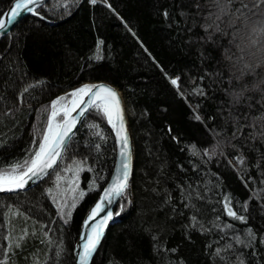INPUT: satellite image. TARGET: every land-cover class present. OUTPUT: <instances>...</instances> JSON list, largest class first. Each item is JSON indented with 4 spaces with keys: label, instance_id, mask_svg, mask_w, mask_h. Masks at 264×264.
I'll return each instance as SVG.
<instances>
[{
    "label": "trees",
    "instance_id": "trees-1",
    "mask_svg": "<svg viewBox=\"0 0 264 264\" xmlns=\"http://www.w3.org/2000/svg\"><path fill=\"white\" fill-rule=\"evenodd\" d=\"M54 2L55 0H48L47 3L51 6ZM112 3L138 30L165 68L182 77L181 87L187 93L186 98L180 97L174 86L166 82L161 69L147 61L141 48L118 19L107 10L101 12L100 5L92 6L85 0L81 7L72 10L70 17L64 16L59 8L50 13L43 9L51 17L49 20L27 16L26 23L19 22L0 41V52L11 49L7 57L0 59V98L7 97L0 99V116L3 117L0 118V142H4L6 138V147L0 151V159L20 157L30 147L32 125L37 124L39 132L46 124L47 113L38 117L37 110L41 105L49 103L48 98L53 93L60 94L61 91L97 79L106 81L121 90L126 105L135 147L131 190L133 202L125 205V211L117 216L118 221L108 229L99 253L94 257V264H180L179 257H183L187 264H220L211 252L215 247H222L231 241L233 234L224 230L222 225L220 229L214 228L217 215L220 216V221L234 223L237 230L253 227L257 230L258 239L260 229L264 228V174L261 172L264 169V141H252L245 146L244 168L255 178L252 181H247L246 177L242 181L222 157L218 158L221 163L213 162L202 166V171L192 169L190 163L193 160L197 163L200 161L186 148L192 143L201 147L214 146L193 112L207 109L214 113L218 101L230 99L226 93L221 95L223 89L236 87L241 83L233 80L229 84L226 79L239 75L240 65L230 57L239 56L240 47H243L249 53L245 59L250 63L255 64L257 60L264 59V36L251 33L252 23L241 22L234 26L237 34L234 38L231 35L233 27L228 25V18L225 17L222 25L228 35H216V43L211 44L207 53L211 59L202 63L197 47L189 49L186 45L190 35L202 34L203 30L199 25L204 19H208L209 23L215 19L214 15H209L216 12L213 7L215 0H112ZM195 3L200 5V9L193 13L191 9ZM9 5V0H0V9L6 10ZM164 8L169 9L171 20L163 17ZM181 8L185 10L184 17L179 15ZM98 14L103 18L93 24L92 18ZM33 20L39 21L35 30H32ZM252 20L255 22L254 17ZM186 28H193V32H186ZM21 31L24 32L23 40L13 43ZM101 39L104 44L101 45L99 55L103 59L96 60L92 53L96 51V44ZM97 65H103L105 71L94 72L92 67ZM205 67L209 73L214 74L212 78L216 80L215 85L207 79ZM201 75L206 76V81L198 80ZM261 77H264V64H261L256 73H246L244 82L254 83ZM33 80L44 82L43 92L37 86L36 90L29 93L34 99L21 103L14 93ZM201 83L206 90L215 94L216 99L203 100L198 93L193 94L189 90L190 86L195 87ZM250 95H254L255 100L259 101L258 92ZM13 99L19 107H16L14 114H9L7 107H15L11 103ZM200 114L203 115L204 112ZM98 115L93 111L85 125L79 126L80 131L73 138L76 148L71 150L72 155L76 160L82 159L92 167L81 168L78 186L87 191L82 199L77 198V206L64 235H60L56 226L49 223L48 227L53 229L49 234L52 243H47L48 236L44 234L42 221L53 220L56 208L51 199L44 198L42 192L46 187L56 184L53 175L61 172L65 161L76 167V162L68 156L61 161L60 168L55 169L51 176H47L35 187L16 194L0 195V264H8L3 256L9 232L14 245L18 240L22 241L20 247H15L8 254L10 264H48V259L55 255L54 249L60 240L69 249L66 264H72L71 247L78 237L83 217L104 186L103 180L95 182L101 188H96L95 184L90 185V181L97 175L108 179L114 164L115 144L111 125L105 118L98 121L99 129L107 136V140L101 145L103 154L97 157L94 149L83 144L84 139L96 141V135H90V132L97 130L88 129L86 125L96 120ZM166 124L172 125L171 133ZM176 136L181 139H174ZM232 151L229 149L230 153ZM232 163L240 167L237 161L233 160ZM97 168L100 169L99 173ZM216 172L220 173L224 182L222 186L212 188L210 182L216 179L213 175ZM197 179L201 181V191L204 187L212 188L210 195L202 191L207 199L199 204L200 223L211 229L207 233L200 232L198 228H188L191 214L183 209L187 198L185 201L180 199L178 185L184 184L187 187L190 180ZM153 188L170 191L174 203L160 207V199L157 197L159 195L163 198L164 193L157 194L151 191ZM253 191L258 195L249 200L250 217L247 224L221 212L226 193H231L236 200L242 201L248 199ZM60 195L62 194L57 190V200ZM38 204H42L47 212L41 210ZM12 206L19 207L20 212L17 213ZM235 207L239 209L240 205L235 204ZM172 208L177 209L175 214L171 211ZM24 213H28V216ZM59 223L57 218L56 225ZM25 230L29 234L22 236ZM160 245H166L168 249L178 248V252H166ZM240 251L251 260V264H264V243H257L254 250L245 247Z\"/></svg>",
    "mask_w": 264,
    "mask_h": 264
},
{
    "label": "snow or ice",
    "instance_id": "snow-or-ice-1",
    "mask_svg": "<svg viewBox=\"0 0 264 264\" xmlns=\"http://www.w3.org/2000/svg\"><path fill=\"white\" fill-rule=\"evenodd\" d=\"M85 0H55L53 5L49 6L47 0H9L10 7L7 10L0 9V29L8 28L9 24L20 21L26 23L24 13L27 12L30 15L43 19L49 20L51 17L45 14L43 9H47L50 13L55 11L57 8L62 9L64 16H71L73 9H78L82 6ZM86 2L92 6H101V12L107 10L111 15H114L123 27L131 34L133 40L141 48L143 55L147 58L153 66L158 67L162 70L166 82H170L171 86H174V90L177 94L186 98L187 93L181 87L182 77L175 73H170L165 66L158 60L153 50L146 43L145 39L141 37L138 30L127 20L116 6L112 3V0H86ZM213 7L216 9L215 13L209 15L215 16V19L209 23L208 19H204L203 23L199 25V28L203 30L201 33H194L189 36V43L186 45L189 49L193 46L197 47L198 54L201 62L210 60L207 56L208 49L211 44L216 43V35H228L225 28L222 25L223 18H228V25L233 27L231 35L236 37L235 25L241 22L252 23L251 33L256 35L264 34V0H215ZM200 5L194 4L191 11L194 13L199 11ZM60 14V13H58ZM163 17L171 20L170 11L168 8L162 10ZM180 16H185V10L181 8ZM255 18L253 22L252 18ZM101 15L94 16L92 23L96 24L98 20H102ZM33 29L35 30L36 25L39 23L38 20H33ZM193 27H196L195 25ZM186 32L192 33L193 28H186ZM250 33V34H251ZM24 32L21 31L18 36L15 37L13 43L16 40H23ZM168 39V37H165ZM259 43V41H257ZM104 41L101 39L96 44V51L92 53V57L96 60H102L103 57L99 55L101 51V45ZM264 48V45H262ZM11 49L0 52V59L5 58L10 53ZM249 53L240 47V55L230 57L234 59L240 65L239 75H233L226 77L229 84L233 80L241 81L236 87L223 89L221 95L227 94L230 99L226 101H218V107L215 112H209L207 109H198L193 112L195 119L204 126L205 133L210 137V142L214 144L212 147H201L196 143H192L186 150L191 152V155L199 159V163L193 160L190 163V167L197 171H202V166H207L213 162L219 164L221 159L225 158L227 165H230V170L234 171L242 181H252L255 178L248 173L245 168L246 156L245 146L250 145L252 141L261 140L264 141V77H261L254 83L244 82V76L246 73H256L257 69L264 64V59L257 60L255 64L250 63L245 59ZM92 67V66H90ZM219 67V62H217ZM235 67V66H234ZM92 70L97 73H103L105 71L103 65H97L92 67ZM204 72L207 74V79L211 80L212 84H216V80L213 79V73H209L207 67L204 68ZM223 76V74H220ZM23 79V77H21ZM201 82L206 81V76L201 75L198 77ZM43 83L40 80H33L31 84H25L14 96H18L21 103H27L28 99H34L29 95L30 91H34L39 86V91L43 92ZM7 85L8 82L6 81ZM189 90L193 94L198 93L200 98L203 100L216 99L214 93L206 90L204 84H196L195 87L190 86ZM217 91H220L217 89ZM259 93V101L255 100L254 95L250 93ZM27 97V99H26ZM0 99H7L3 97ZM49 103L41 105L40 109L37 110V115H46V124L38 132L37 124H33V136L30 141V147L20 157L13 156L11 159L5 157L0 159V190L2 191H19L26 190L28 186L34 180H41L46 176H51L55 169L60 168V163L65 156H68L70 160L76 162L75 171L79 172L81 168H91L92 165L85 164L83 160H76V157L72 155V149L76 148L73 143V138L76 133L80 131L78 125H85L89 116L92 115L93 111L99 113L96 120L91 121L86 126L88 129H96L95 132H90V135H96V141L84 139L83 144L88 145L89 149H94L97 157L103 154L102 143L107 140V136L99 129V119L105 118L107 123L111 125V129L115 131V136L119 141V153L120 163L115 169V172L111 174L110 179H105L103 175H97L91 184H95L96 188H101L100 184L95 183L97 180H103L104 186L102 187L99 198L94 202L88 210L86 218L83 220V225L90 228V231L83 232L80 234V240L72 245L71 257L72 264H94V257L99 253L102 246V241L105 236V230L110 221L114 217L120 215L121 212L125 211V205L131 204L132 198L129 195L130 183V172H129V158L131 156V137L128 130V125L125 119L126 107L121 102V97L115 87L112 84L106 83L103 80L97 79L94 82H84L79 84L78 87L69 88L67 91H61L60 94L53 93L52 97L48 98ZM202 102V101H201ZM15 107H7V113L14 114L16 107L15 100L11 101ZM29 107L31 105L29 104ZM164 110H167L165 105ZM204 112L203 115L200 113ZM0 118H3L0 116ZM166 127L171 133L173 131L171 124H166ZM174 139L179 140L181 137L176 136ZM6 147V138L4 142H0V151ZM229 149L233 151L230 153ZM235 160L239 163L238 168L236 164L232 163ZM183 167V165H180ZM73 171L72 164L65 161V167L61 169V173L67 174ZM96 171L99 173L100 169ZM264 174V169H261ZM61 173H56V184L46 187L42 195L45 199H51L55 205L56 212L55 218L51 221H42L43 230L45 236H48V244L52 243L51 236L49 235L53 229L48 227L51 223L56 226V230L60 232V235H64V230L68 228L70 224L73 211L77 206V193L80 199H82L87 189L79 188L76 185L78 177L71 176L65 178V184L67 188L71 190V202L65 196H61L59 200L56 198L57 190L59 189V180L61 179ZM244 173V175H240ZM216 179H213L210 183L212 188L222 186L224 178L221 177L219 172L213 174ZM201 181L190 180L188 186L179 184L180 199L186 202L183 203V209L185 212L190 213V221L188 228H198L200 232L207 233L209 228H205L200 223V202L207 199L202 195V191L209 193L212 192V188L204 187L200 189ZM151 191L159 194L163 192V198L158 195L160 199V207L170 206L173 201V197L170 191H165L162 188H153ZM258 193L253 191L252 194L245 200H236L235 196L231 193H226L222 200L223 207L221 212L226 213L227 217L234 218L236 221L245 222L249 221V200L252 197L257 196ZM117 207L114 209L113 205ZM235 204H239L240 208L237 209ZM264 206V204H262ZM15 207V206H12ZM41 210L47 212L42 204H38ZM11 212V208L9 209ZM17 213L20 212L19 207H15ZM173 214L176 213L177 209L172 208ZM28 216V213H24ZM103 214V215H101ZM51 216L52 213H49ZM59 219V225H56V219ZM215 229H220L221 225L226 231H231L233 238L227 244L222 247H215L211 252V255L218 258L220 264H251V260L240 251L241 248L255 249L257 243H264V228L260 229L261 235L259 239L257 237V230L253 227L248 226L245 229L237 230L234 223L226 221H220V216H216ZM91 222V223H90ZM29 233L25 230L22 236H27ZM70 235V233H68ZM156 237H154L155 239ZM222 238V237H221ZM191 239V236H189ZM8 244L4 248L3 260L9 261V253L14 251L15 247H20L22 244L21 240H18L15 245L11 240V233L7 236ZM166 252L176 253L178 248L168 249L166 245H160ZM55 255L48 259V264H66L67 255L69 249L64 245V241L60 240V243L56 245L54 249ZM180 264H187L183 257H179ZM170 264V262H169Z\"/></svg>",
    "mask_w": 264,
    "mask_h": 264
},
{
    "label": "water",
    "instance_id": "water-1",
    "mask_svg": "<svg viewBox=\"0 0 264 264\" xmlns=\"http://www.w3.org/2000/svg\"><path fill=\"white\" fill-rule=\"evenodd\" d=\"M9 7H10V5H9ZM8 7V8H9ZM7 8V9H8ZM6 9V10H7ZM24 17H26V16H30V14L29 13H27V12H25L24 14ZM19 21H17V22H14V24L16 25L17 23H18ZM14 26H13V24H9V26H8V28H6V29H0V41L12 30V28H13ZM107 83V82H106ZM110 84V83H109ZM113 87H115L114 85H113ZM116 89H117V91H118V93H119V95H120V97H121V102H122V104L126 107V105H125V102H124V99H123V95H122V92H121V90H119V88H117V87H115ZM125 119H126V123H127V125H128V130H129V133H130V137H131V156H130V158H129V172H130V183H131V185H132V179H133V174H134V164H135V147H134V142H133V139H132V134H131V131H130V126H129V121H128V117H127V111H126V113H125ZM80 125H78V127H79ZM112 135H113V139H114V144H115V160H114V164H113V168H112V172H111V174H113L114 172H115V169L119 166V163H120V159H121V157H120V153H119V151H118V149H119V141H118V139L116 138V136H115V131L114 130H112ZM111 174H110V177H111ZM47 177V176H46ZM46 177H44L43 178V180L46 178ZM110 177H109V179H110ZM41 182V180H39V179H37V180H34L32 183H31V185L30 186H28L27 188H26V190H29V189H31V188H33V187H35L37 184H39ZM131 188V187H130ZM26 190H19V191H13V192H8V191H2V190H0V195H7V194H15V193H18V192H23V191H26ZM102 191V190H101ZM100 194H101V192H100ZM99 194V195H100ZM99 198V196L97 197V199ZM96 199V200H97ZM94 204V203H93ZM93 204L91 205V206H93ZM90 206V207H91ZM115 204L113 205V208H115ZM89 207V208H90ZM89 210V209H88ZM88 210H87V212H86V214H85V216H84V219L86 218V215H87V213H88ZM101 215H103V214H101ZM83 219V220H84ZM117 222V219H116V217H114V219L112 220V221H110L109 223H108V225H107V227H106V230H105V234H106V232H107V230H108V228L111 226V225H113L114 223H116ZM91 223V222H90ZM87 231H90V228L89 227H87V226H84L83 225V221H82V224H81V228H80V231H79V234H78V237H77V240H76V243L80 240V238H81V236H80V234L81 233H83V232H87ZM105 237V236H104ZM104 239V238H103Z\"/></svg>",
    "mask_w": 264,
    "mask_h": 264
},
{
    "label": "rangeland",
    "instance_id": "rangeland-1",
    "mask_svg": "<svg viewBox=\"0 0 264 264\" xmlns=\"http://www.w3.org/2000/svg\"><path fill=\"white\" fill-rule=\"evenodd\" d=\"M260 35L264 36V34H260ZM260 35H257V36H260ZM75 168L76 167H73V171L70 172V173H67V174H64V173H61V172H56V173H61V179L58 182L59 186H60L59 189H58V192H60L62 195H60L59 197L66 195V198L69 200V202L71 201V190L69 188H67V186L65 184V178L66 177H71V176H76V177H78V179L76 181V185H74V186L79 185V180H80L79 174H80L82 169L79 172H76ZM56 173L53 175V178H54L55 181H56ZM56 183H57V181H56ZM131 190H132V186H131L130 190H128L130 196L132 195L131 194ZM77 198H79L78 193H77Z\"/></svg>",
    "mask_w": 264,
    "mask_h": 264
},
{
    "label": "bare ground",
    "instance_id": "bare-ground-1",
    "mask_svg": "<svg viewBox=\"0 0 264 264\" xmlns=\"http://www.w3.org/2000/svg\"><path fill=\"white\" fill-rule=\"evenodd\" d=\"M47 2H48V0H47ZM8 7H9V6H8ZM30 16H32V15H30ZM26 17H27V16H26ZM19 22H20V21H19ZM19 22H18V23H19ZM18 23H17V24H18ZM17 24H16V25H17ZM50 24H51V22H50ZM16 25H15V26H16ZM15 26L12 28V30L15 28ZM12 30H11V31H12ZM11 31H10V32H11ZM10 32H9V33H10ZM9 33H8V34H9ZM8 34H7V35H8ZM7 35H6V36H7ZM6 36H5V37H6ZM104 82H106V81H104ZM107 83H108V82H107ZM127 117H128V116H127ZM130 131H131V128H130ZM132 139H133V138H132ZM114 160H115V157H114ZM134 166H135V164H134ZM111 172H112V170H111ZM133 172H134V171H133ZM110 174H111V173H110ZM109 177H110V175H109ZM109 177H108V179H109ZM131 186H132V185H131ZM101 190H102V189H101ZM129 190H130V189H129ZM100 192H101V191H100ZM18 193H19V192H18ZM15 194H16V193H15ZM99 194H100V193H99ZM7 195H10V194H7ZM98 196H99V195H98ZM95 201H96V200H95ZM88 209H89V208H88ZM114 209H115V208H114ZM85 214H86V213H85ZM84 216H85V215H84ZM83 219H84V217H83ZM116 219H117V216H116ZM82 221H83V220H82ZM117 221H118V219H117ZM114 224H115V223H114ZM111 226H112V225H111ZM111 226H110V227H111ZM110 227H109V228H110ZM109 228H108V229H109ZM107 231H108V230H107ZM106 233H107V232H106ZM105 235H106V234H105ZM76 240H77V239H76ZM76 240H75V243H74V244H76Z\"/></svg>",
    "mask_w": 264,
    "mask_h": 264
}]
</instances>
